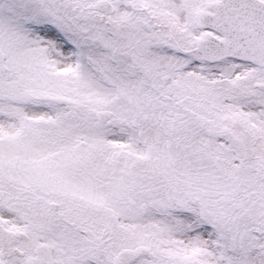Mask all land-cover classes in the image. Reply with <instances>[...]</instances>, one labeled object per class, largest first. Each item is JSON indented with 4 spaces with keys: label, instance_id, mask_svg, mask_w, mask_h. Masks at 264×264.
Listing matches in <instances>:
<instances>
[{
    "label": "snow or ice",
    "instance_id": "obj_1",
    "mask_svg": "<svg viewBox=\"0 0 264 264\" xmlns=\"http://www.w3.org/2000/svg\"><path fill=\"white\" fill-rule=\"evenodd\" d=\"M0 264H264V0H0Z\"/></svg>",
    "mask_w": 264,
    "mask_h": 264
}]
</instances>
